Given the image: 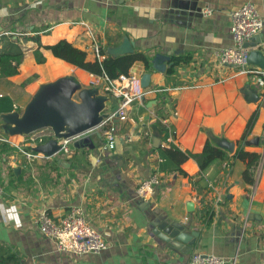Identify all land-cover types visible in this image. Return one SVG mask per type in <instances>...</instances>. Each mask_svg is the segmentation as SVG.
Here are the masks:
<instances>
[{"label": "crops", "instance_id": "crops-1", "mask_svg": "<svg viewBox=\"0 0 264 264\" xmlns=\"http://www.w3.org/2000/svg\"><path fill=\"white\" fill-rule=\"evenodd\" d=\"M119 1L0 0V54H24L19 73L0 79V114L22 111L38 84L70 73L84 86L92 85L95 76L55 58L50 51L40 49L45 58L42 64L36 63L33 55L38 46L32 38L39 35L42 46L66 40L93 62L90 39L79 23L94 30L106 55L124 39L132 42L135 52L147 54L152 65L149 88L184 83L199 84L200 88L158 93L143 103H133L127 119L114 124L113 151L103 150L104 139L96 130L89 134L93 149H74L72 144L71 158L56 156L25 166L15 147L33 150L25 146L26 137L0 133V139H7L6 144L14 150L0 154L1 257L14 255L20 264H186L193 253L199 252L221 257L227 264H264V159L254 192L252 186L242 182L245 163L238 160H233L228 176L222 169L226 160L216 161L201 172L196 162L188 159L181 165L186 176L162 173L158 171L162 161L158 148L166 134L165 127L162 130L157 125L158 119L168 118L174 131L172 145L182 152L198 154L206 142L215 147L210 138L225 139L237 146L255 114L245 141L256 137L258 145L242 146L246 152L263 155V79L236 76L217 83L212 71L213 52L233 45L231 12L249 2L264 17V0ZM180 3H195L213 14L183 16ZM256 37L260 42L256 45L250 41L249 48L261 50L264 56V32ZM179 55L192 59L167 79L164 72L168 61ZM131 72L140 78L148 73L141 63H135ZM246 89L258 96L255 102ZM172 111L176 117H171ZM225 154L232 161V154ZM154 172L160 173V184L152 201L142 202L135 197V189ZM199 177L204 181L198 182ZM225 177L226 187L219 188ZM208 184L219 188L218 204ZM207 206L214 212L210 223L200 215ZM71 208L81 209L88 224L101 234L107 246L104 252L67 256L57 252L53 241L41 236L37 219L42 213L59 220ZM10 215L18 217L19 225ZM167 224L198 234L188 253L159 239L163 234L157 225L164 228Z\"/></svg>", "mask_w": 264, "mask_h": 264}, {"label": "built area", "instance_id": "built-area-1", "mask_svg": "<svg viewBox=\"0 0 264 264\" xmlns=\"http://www.w3.org/2000/svg\"><path fill=\"white\" fill-rule=\"evenodd\" d=\"M107 2H114L118 0H105ZM213 12L209 9L201 10L202 16H210ZM88 38L90 39V48L92 50L94 59L101 61L104 57L101 53V46L94 30H92L85 23H79ZM264 32V17L260 16L256 7L252 3H245L230 14L229 33L233 45L229 48L218 49L213 52V71L212 74L217 75V83H224L228 79L236 76L253 75L262 78L261 82L264 88V70L252 69L248 64V55L251 48L247 44L254 37ZM92 85H99L103 93L112 95L118 100V110L113 113L108 119L104 120L101 125L97 127V131L104 139L103 150L113 151L115 148V129L113 119L124 121L127 119V111L133 103H143L144 100L154 94H171L177 93L185 89L200 88L199 84L190 85L184 83L181 86H172L161 89L143 88L140 85V75L131 72L128 75H120L116 79H108L107 77H96L92 81ZM170 107L173 108L172 100L168 101ZM177 113L172 111L171 117H176ZM152 113V118H154ZM168 118L158 119V121L165 127V139L162 147L168 148L174 142V131L168 124ZM95 130V131H96ZM148 131L144 132L148 136ZM51 131L49 129H42L34 134L26 137L25 146L35 148L44 144L49 140ZM76 139L60 140L58 145L60 150L57 156H64L65 158L72 157V144ZM4 143H8L7 139H0ZM24 159L25 166H32L37 161L47 159L40 153L33 150H27L21 146L15 147ZM230 159V158H229ZM226 160L222 164L223 173L228 176L232 161ZM264 159V151L262 155V162ZM260 170V169H259ZM161 175L159 172H154L152 176L138 182L135 189V197L142 202L149 203L152 201L156 193V188L160 184ZM260 172L257 174L255 184L252 186L253 192L256 190ZM227 184V177L220 182L219 188H225ZM208 190H217L212 184H208ZM206 190V191H208ZM3 191L0 188V195ZM221 197L218 195L215 204H218ZM186 220V219H185ZM38 230L41 236L53 241L58 253L71 257H80L85 254H99L104 252L107 248L101 234L92 228L85 220L82 210L78 208H71L63 218L54 220L49 214L42 213L38 219ZM186 264H227L226 260L214 255H204L199 252L193 253Z\"/></svg>", "mask_w": 264, "mask_h": 264}, {"label": "water", "instance_id": "water-1", "mask_svg": "<svg viewBox=\"0 0 264 264\" xmlns=\"http://www.w3.org/2000/svg\"><path fill=\"white\" fill-rule=\"evenodd\" d=\"M178 7L182 11L180 15L202 16L201 9L197 8L195 3H180ZM251 42L257 45L260 41L255 37ZM133 52V45L129 39H124L119 46L108 50L109 56L113 58ZM247 62L264 70V56L259 49L251 50ZM149 84L150 74L145 73L140 78V85L146 88ZM250 90L246 89V94L255 102L258 96ZM117 110L118 100L114 96L103 93L99 85L84 86L70 73L53 81L38 84L22 111L0 114V133L8 137H28L39 130L49 129L51 131L49 140L33 148V151L46 158H52L56 157L60 150L58 145L60 140L76 139L73 142L74 149L85 147L93 149L89 134ZM113 122L117 123L118 120L114 118ZM98 135L100 136L99 133ZM210 140L216 148L234 154L236 149L234 142L218 138ZM242 145L257 146L258 138L244 141ZM14 172L17 174L19 168L14 169ZM157 226V230H161L163 234L159 239L183 253L191 250L195 238L198 237V234L188 232L180 225L167 224L164 228Z\"/></svg>", "mask_w": 264, "mask_h": 264}, {"label": "trees", "instance_id": "trees-1", "mask_svg": "<svg viewBox=\"0 0 264 264\" xmlns=\"http://www.w3.org/2000/svg\"><path fill=\"white\" fill-rule=\"evenodd\" d=\"M30 39V38H29ZM32 41L37 43V49L33 52L36 63L42 64L45 62V58L40 52V49H45L51 52V54L67 64L81 69L90 75L95 77H107L108 79H116L120 75H128L130 69L135 63H141L144 66L146 72L151 71V60L147 54L140 52H133L119 57H111L106 55L104 51L101 53L103 59L98 61L95 59L93 62H89L86 59L85 52L75 48L72 43L66 40H60L54 45L44 47L40 44V36H34ZM101 46V45H100ZM23 52L11 53V54H0V79H6L13 77L19 73V67L23 61ZM191 56L179 55L172 56L168 61V67L164 72L167 79L176 73V69L181 65L189 64ZM255 114L249 120L244 134L240 141L237 143L235 152L231 155L232 163L234 161H242L245 163V169L242 173V182L246 185L253 186L260 168L262 154L246 152L242 146V143L247 139V136L252 128L255 121ZM157 125L163 130V125L157 121ZM142 133V132H141ZM143 135V133H142ZM11 147L4 142H0V154L10 152ZM14 151V150H13ZM158 151L161 155V163L158 165V171L167 174H180L186 176L185 172L181 169V165L188 159H193L201 172H204L214 162L220 161L221 163L228 160V155L224 151L213 147L210 143L206 142L202 151L198 154H192L190 152H182L176 146L170 145L168 148L159 147ZM54 164V161H53ZM53 166V165H52ZM55 167V166H53ZM12 176L14 174L10 172ZM199 181H204L202 177H199ZM202 204L206 203L201 201ZM211 206L204 207L200 211L201 218L205 223H210L213 219L214 212L211 210ZM2 249V248H0ZM0 253V264H20L16 256L8 254L6 257H1Z\"/></svg>", "mask_w": 264, "mask_h": 264}, {"label": "clouds", "instance_id": "clouds-1", "mask_svg": "<svg viewBox=\"0 0 264 264\" xmlns=\"http://www.w3.org/2000/svg\"><path fill=\"white\" fill-rule=\"evenodd\" d=\"M12 212L14 213L15 212V209H13ZM10 218L11 219H15L16 222H17V225H19V219H18V217H16L15 215H10Z\"/></svg>", "mask_w": 264, "mask_h": 264}, {"label": "rangeland", "instance_id": "rangeland-1", "mask_svg": "<svg viewBox=\"0 0 264 264\" xmlns=\"http://www.w3.org/2000/svg\"><path fill=\"white\" fill-rule=\"evenodd\" d=\"M220 188H222V187H220ZM218 189H219V188H218ZM217 192H218V190H217ZM218 195L220 196L219 193L215 195V200H216V198H217Z\"/></svg>", "mask_w": 264, "mask_h": 264}]
</instances>
